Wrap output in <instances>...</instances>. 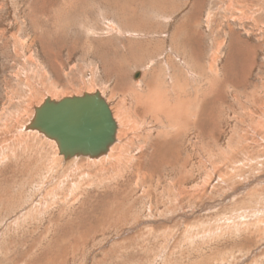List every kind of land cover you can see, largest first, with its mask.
<instances>
[{"label":"rangeland","instance_id":"1","mask_svg":"<svg viewBox=\"0 0 264 264\" xmlns=\"http://www.w3.org/2000/svg\"><path fill=\"white\" fill-rule=\"evenodd\" d=\"M96 90L119 164L24 129ZM0 264H264V0H0Z\"/></svg>","mask_w":264,"mask_h":264},{"label":"water","instance_id":"2","mask_svg":"<svg viewBox=\"0 0 264 264\" xmlns=\"http://www.w3.org/2000/svg\"><path fill=\"white\" fill-rule=\"evenodd\" d=\"M27 128L54 140L64 159L104 154L116 133L109 105L98 91L59 100L46 97L34 108Z\"/></svg>","mask_w":264,"mask_h":264},{"label":"bare ground","instance_id":"3","mask_svg":"<svg viewBox=\"0 0 264 264\" xmlns=\"http://www.w3.org/2000/svg\"><path fill=\"white\" fill-rule=\"evenodd\" d=\"M200 42H201V40H200ZM176 50V49H175ZM226 61V60H225ZM161 73H163L162 71H161ZM177 74V73H176ZM171 79V78H170ZM154 84V83H153ZM177 85H178V83H177ZM154 88H150V86L147 88V93L145 92V96H144V98H143V101L145 102V104H146V107H147V109H146V111L147 112H150L151 111V108L153 109V108H155V107H159L160 105H161V100H162V98H160L161 96V94H159L158 93V91H157V89H155V86H153ZM161 88V87H160ZM138 90V89H137ZM159 90V89H158ZM96 91H98V90H96ZM95 92V91H94ZM99 92V91H98ZM133 92V91H132ZM87 93H93V92H87ZM100 93V92H99ZM140 93V92H139ZM101 94V93H100ZM164 95V94H163ZM162 95V96H163ZM102 96V95H101ZM103 97V96H102ZM164 97V96H163ZM104 98V97H103ZM53 100H55V99H53ZM128 100V99H127ZM163 101V100H162ZM135 103H137V102H135ZM175 105V104H174ZM182 105V104H181ZM184 105V104H183ZM144 106V105H143ZM150 106H151V108H150ZM177 106V105H176ZM188 106V105H187ZM110 108V107H109ZM174 108V107H173ZM165 109V108H164ZM177 109V108H176ZM111 110V109H110ZM174 110V109H173ZM123 112L124 111H122V109L120 110V108H118L117 109V117L118 118H115L114 116V114L112 113V111H111V113H112V116H113V119H114V121H115V123H116V133H115V140H114V142L108 147V149H107V151L104 153V154H101V155H99V156H96V157H89V156H85L86 158H91V159H93V158H99V157H101V156H103V155H105V154H107L109 151V155H108V157L107 158H105V159H103L102 161H99V162H97V163H100V164H105V163H107L108 162V160L110 161V160H114V162L116 161H118V160H120L121 159V152L123 151V145H124V143H121L120 141V143L118 142V144H116V146H114V144H115V142H116V140H117V130H118V127H119V125L120 124H122V125H120L121 126V131H119L120 132V135H119V137H120V140H121V136L123 137V135H124V138H125V136H126V134H125V130L127 129V130H129V127L131 126V124L132 123H130V126H129V124H128V121H129V119L123 114ZM155 112V111H154ZM157 112V111H156ZM34 114V113H33ZM12 117V116H11ZM33 117V116H32ZM32 119V118H31ZM131 121H133V120H131ZM29 123V122H28ZM28 123L24 126V129L25 130H34V129H28L27 128V125H28ZM134 125V124H133ZM133 127V126H132ZM171 128V127H170ZM126 130V131H127ZM37 131V130H36ZM137 132H138V130H137ZM128 133V132H127ZM47 138V137H46ZM49 139V138H48ZM126 139V138H125ZM124 139V140H125ZM52 140V139H51ZM48 141V140H47ZM54 141V140H53ZM53 141H50L49 143L50 144H52L53 146H54V148H56L57 149V153L59 152L58 151V148H57V145H56V142H54L53 143ZM123 141V140H122ZM124 142V141H123ZM126 144V143H125ZM114 146V147H113ZM116 152H118V154H114V158L113 157H111L112 155H113V153H116ZM123 153V152H122ZM61 155V154H60ZM123 155V154H122ZM131 156V155H130ZM74 157V156H73ZM76 157V156H75ZM80 157H81V155H80ZM72 158V157H71ZM70 159V158H69ZM113 162V161H112ZM119 162V161H118ZM117 162V164H119ZM96 164V163H95ZM81 165V164H80ZM98 165V164H97ZM113 167V166H112ZM103 168V167H102ZM105 168V167H104Z\"/></svg>","mask_w":264,"mask_h":264},{"label":"crops","instance_id":"4","mask_svg":"<svg viewBox=\"0 0 264 264\" xmlns=\"http://www.w3.org/2000/svg\"><path fill=\"white\" fill-rule=\"evenodd\" d=\"M165 111V110H164ZM34 132V131H33Z\"/></svg>","mask_w":264,"mask_h":264}]
</instances>
